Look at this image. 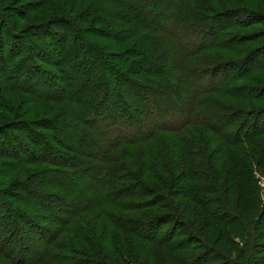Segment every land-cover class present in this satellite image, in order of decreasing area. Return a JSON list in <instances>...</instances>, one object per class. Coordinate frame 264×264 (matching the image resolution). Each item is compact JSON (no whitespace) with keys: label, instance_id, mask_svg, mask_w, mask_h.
<instances>
[{"label":"rangeland","instance_id":"1","mask_svg":"<svg viewBox=\"0 0 264 264\" xmlns=\"http://www.w3.org/2000/svg\"><path fill=\"white\" fill-rule=\"evenodd\" d=\"M48 1L16 0L9 4L10 6H6V0L0 1V22L3 21L5 31L9 33L12 31L15 34L12 37L14 48L19 39H21L20 42L24 40L29 45H31L30 41L38 39L39 45L45 47L49 53V55L47 52L43 53L47 61L37 56L28 60L26 56L20 57L19 60L23 65L21 64L18 68L23 67V69L19 70L21 74L19 82L30 79L32 71V75L39 76L38 80L35 79L38 84L40 80L50 79L53 84L52 88L49 83H47L48 87L44 88L54 90L52 94H49L50 96L35 95L21 90L9 92L8 87L11 83L10 80L5 79L8 74L4 72L5 65L0 61L2 88L0 90L2 92L0 93V235H5L8 231L11 234L8 242L0 244V264L20 263L16 261L17 258L14 259L20 253L18 245L35 247L45 260L38 264H84V259H92V255L89 258L84 255V225L88 231H96L95 234H91L95 236L99 245L102 243L109 247L114 263L121 261L117 252L118 245L133 249L138 253L139 258L142 256V260L151 255L147 264H158L156 255L162 254L167 256V261L172 262L173 256L168 250L154 249L146 239L132 231L114 227V222L109 219L110 216L120 213L117 216L122 217L126 222L133 221L129 219L140 217L150 220V216L146 215L144 210H123L121 212L119 208L114 207L112 210L109 207L111 210L103 215L98 210L90 212L87 218L91 223L88 224L84 222V213L73 217L64 227L57 223L61 221L66 208L75 204V200L89 196L82 176L72 173L65 177L66 174L61 172V162L65 163L74 156L64 149L65 146L61 145L58 140L77 146H79V141L84 140L80 146L88 149L91 141L87 139L92 137L84 126L82 111L76 103L77 93L70 92V89L78 87L70 79L63 77L61 66L70 55H83L84 41L88 40L101 45L103 51L108 52L110 57L113 56L112 59L116 66L108 61L104 67L98 68L99 73L108 74V76L110 73L118 74L120 71L117 69L122 70V65L127 63L124 54L130 51L129 45L125 44L126 41H120L118 37L129 36L132 31L136 30H141L143 33L150 32V39L155 41L151 50L164 49L162 52L167 53L168 63H170L174 55L177 57H181L179 54L184 55L182 48L186 51V47L199 45L203 41V35L197 28L192 29L188 34L181 31L179 32L181 36L176 37L153 31L145 21L143 14L137 10V6L141 7L146 2L145 0L135 1L127 6L117 0H67L69 10L64 12L67 16L47 11L45 5ZM60 1L64 0H50L49 4L62 3ZM147 1V11L158 16L161 22H171L176 10H174L175 6H180L179 3L184 6L183 3H185L190 6L191 19L210 22L220 29L217 37L210 39L207 36L205 41V45L209 44V47L203 53L204 65H210L208 69L211 68L207 71L209 72L207 79L221 87V90L209 99L210 102H214L215 108L206 109V112L212 115L219 112L222 106L228 119L234 115L238 120L230 127L233 133L229 134L227 131L228 134H225L231 138L230 144L223 138V134L219 133L223 136L221 137L206 127H197L190 132L200 135V141L210 157V161L205 166L209 164L210 170L215 172L216 183L214 181L209 183L224 197L232 210L245 219V225L251 228L250 232H246V229H236L240 222L239 217L238 222H234L237 226L234 224L224 226L220 222L212 221V224L203 228L202 224L209 219L196 204L192 203L191 195L193 194L195 198L204 196L206 203L217 213H234L231 210L227 212L219 206L218 197L215 194L205 192L203 187L208 182L202 179L204 173H200V178H198L196 172L198 173L199 169L193 168V172L189 170L192 178L189 182L184 179L180 181L181 184L188 183L186 191L190 196L184 194L183 198L177 199L181 203L183 213L193 212V219L195 220V217L198 219L194 221L196 224L192 225L195 233L199 232L204 241L211 243L209 246L216 249V254L221 256L225 254L229 260L226 264H264V0ZM157 1H159L158 5H156ZM252 15L260 16L261 19L252 23L254 20ZM99 16L105 20L103 25L102 23L96 25L93 20ZM68 19L72 22L67 21ZM230 22L234 26L229 29ZM182 30L185 29L182 28ZM210 30L211 28L207 27L205 32H210ZM56 44H59L60 52ZM4 48L3 52L6 51V47ZM36 50L37 48L31 50L33 55L39 51ZM1 53L2 51L0 55ZM55 55L60 56L61 63L56 60ZM121 55L124 57L120 58ZM62 57L66 59L62 60ZM178 60L180 62L182 59ZM17 71L14 73L17 74ZM40 71L41 75H39ZM110 76L114 84L110 79L105 81H109L110 87L117 86L114 75L110 74ZM218 80L220 81L216 83ZM25 85L29 86V83ZM35 86L33 85L32 88ZM119 86H124V84L121 83ZM179 115L180 113L175 117ZM153 116L159 120L168 117L161 110H155ZM47 120L48 124L43 125ZM223 126L225 133L226 125L223 124ZM36 131L38 134L41 133L43 138L38 139ZM185 131H187L184 133L186 135L189 130L185 129ZM184 134L161 131L156 132L155 135L157 142L165 145L166 143L171 144L174 139L183 137ZM39 140H45L49 145H56L55 153L49 151L53 154L50 161L54 163H49L48 158L39 156L42 153ZM19 143L25 145V151H22ZM155 143L148 146L152 148ZM32 151L35 152L32 153ZM236 162L237 164L245 163V170L250 169V171L244 172L243 176L235 174ZM53 172H57L54 174L56 177H53ZM165 173L163 172L164 175ZM169 175L172 177L171 173ZM166 176H168L167 173ZM155 180L157 179L154 177L153 181ZM59 182L66 183L68 188L62 187L58 184ZM19 185L25 186L27 190L19 189ZM60 197L63 199L59 200ZM215 197L217 199H213ZM7 207L20 209L21 214L16 213L14 220L10 212L2 211ZM154 213L152 217L156 219L159 211ZM24 214L26 215L25 220L21 217ZM187 221L193 224L192 221ZM184 222L186 223V219ZM135 224L136 222L132 226ZM138 227L144 229L143 225L136 224L135 228ZM160 228L161 232L157 234L167 236L168 239L169 236L176 237L179 233L169 235L166 226L162 225ZM75 229H79V232L83 234H76L78 240L70 236ZM134 231L136 232L135 229ZM148 231L154 235L155 228L148 229ZM49 232L55 233L54 240ZM178 238L180 239L181 235ZM130 243L133 247H129ZM194 253H197V250ZM21 257L23 258V255ZM61 257L64 262L59 261ZM14 260L16 262H13ZM30 264H35V262ZM202 264L225 263L221 258H212L208 263Z\"/></svg>","mask_w":264,"mask_h":264},{"label":"trees","instance_id":"2","mask_svg":"<svg viewBox=\"0 0 264 264\" xmlns=\"http://www.w3.org/2000/svg\"><path fill=\"white\" fill-rule=\"evenodd\" d=\"M0 1L4 2L5 0ZM14 1L16 0H6V6H10L9 4H12ZM117 1L127 6L138 0ZM145 1L141 7L137 6V10L143 14L145 21L151 26L150 29L158 33L163 32L169 36L176 37L181 36L179 34L181 31L188 34L192 29L197 28L200 34L203 35V41L199 45L195 44L193 47H186V51L182 48L184 55L179 54L181 57L174 55L175 60L173 59L172 62L168 63L167 53L162 52L164 49L161 51L151 50L155 41L150 39V32L143 33L141 30H136L134 32L132 31L129 36L118 37L120 41H126L125 44L129 45L130 51L124 54L125 57L123 55L119 56L120 58L124 57L127 62L126 65H122V70L118 68L117 70L120 71L118 74L110 73L114 75L116 80L117 86L114 87L109 86L110 83L108 80L105 81L106 79H110L112 84H114L110 74L108 76V74L99 73L98 70L100 66L104 67L108 61L116 66L112 59L113 56L111 55L110 57L108 52L103 51L101 45L85 40L83 55L77 56V54H69L70 56L61 66V71L65 79H70L78 87L70 89V92L77 93L76 103L82 111L81 115L84 119V126L88 129V134L92 137L87 139L91 141V146L88 149L80 146V143L84 140L79 141V146L70 145L58 140L61 145L63 144L65 146L64 149L70 151L74 156L73 159H69L65 163L61 162V172L66 174L64 175L65 177L72 173L82 176L84 178V187L88 190L87 194L89 196L75 200V204L72 207L66 208L60 219L61 221L57 223L64 227L73 217L84 213V222L88 224L91 223L87 218L90 212L98 210L103 215L111 210L109 207L112 210L114 207L119 208L121 212L123 210H144L145 214L150 216V220L141 217L129 219L138 225H143L144 229H141L142 227L136 229V224L132 226L134 224L133 221H124L122 217L117 216L120 213H113L114 215L110 216L109 219L114 222V227L124 231H132L139 237L146 239L154 249L159 251V249L165 248L172 254V262L167 261L166 255H156L158 264H202L208 263L212 258H221L226 264L229 261L227 256L225 257V254L222 256L216 254V249L209 246L211 243L204 241L199 232L195 233L192 225L194 226V221H198V219L196 217L195 220L193 219V212L188 214L183 213L184 210L177 199L183 198L184 194H188V191H186L188 183L181 184V182L183 179L186 182H189L190 179L192 180L189 170L193 172L194 169H199L198 173L196 172L198 178H200V173H204L202 179L208 182L203 187L205 192L207 194H215L218 197L219 206L227 212L231 210L237 215L236 217L230 213H217L206 203L207 200L203 198L204 196L195 198L190 190L193 194L191 195L192 203L196 204L200 211L209 219L202 224L204 226L203 228L206 225L212 224V221L220 222L224 226L236 225L234 222H238L239 217L240 222L238 226L236 225V229H246V232H250L251 228L249 226L247 228V224L245 225L244 222L245 219L233 211L229 203L224 200V197L215 191L214 187L209 183L210 181L216 183L215 172L210 170L209 164L205 166L210 161V157L206 153L205 146L200 141V135L190 132L197 127H206L221 137H223L221 135L223 134V138L230 144L231 138L226 136L228 134L227 131L229 134H232L233 132L230 130V127L238 120L234 115L228 119L222 106L219 112L214 113L215 116L214 114L211 115V113L206 112V109L215 108L214 102H210L209 99L213 97V94L218 93L221 87L211 83L207 79L209 75L207 71L211 68L208 69L210 65H204L205 56L203 53L209 47V44L205 45V41L207 36L210 39H213L215 36L217 37L220 29L210 22L199 21L195 18L191 19L189 14L190 6L185 3H183L184 6L180 3V6L176 5L175 8L173 6L174 10H176L171 22H161L157 18L158 16L156 17L153 13L147 11L148 1ZM49 2L50 0L45 5V9L49 12L64 14V12H68L69 10L67 8L69 3L67 0L60 1L62 3L58 4H49ZM158 3L159 1L156 2V5ZM260 19V16H256L252 23L258 22ZM93 20L96 25H99V23L103 25L105 23V20L101 16ZM67 21L72 22L71 19ZM229 24V29L234 26L232 22ZM207 27L211 28L210 32H205ZM182 28L185 30H182ZM4 29V23L1 21L0 51L2 53L0 55V61L5 65L4 72L8 74L5 79L10 80L11 83L8 91L21 90L35 95L44 94L50 96L49 94H52L51 92L54 91L51 89L53 84H51L50 79L48 81L40 80L38 84V81H35V79L37 78L38 80L39 76L32 75L31 71L30 79L19 82L21 80L19 70H22L23 67L18 68L21 64L23 65L19 60L22 56H26L27 60L37 56L47 61L44 55L46 52L48 53V50L39 45L38 39L30 41L32 46L24 40L20 42L21 39H19L16 48H14L12 37L15 34L12 31L9 33V31H5ZM44 40L47 39L44 38ZM37 44L38 46H36ZM4 47H6L5 52H3ZM35 48H37L36 51H39L36 52V55H33L31 50ZM56 48L59 50V44H56ZM55 56L56 60L61 63V60H59L60 56ZM62 58V60L66 59V57ZM180 58L182 60L179 62L178 59ZM16 70H18L17 74L14 73ZM39 75H41V71ZM24 83H29V86H26ZM47 83L51 86L50 90L44 88L48 87ZM121 83L124 86H119ZM33 85H36L35 88H32ZM115 91L116 93H114ZM1 106L5 107L3 105ZM155 110H161L162 113L164 111L168 117L159 120V118L153 116ZM178 113L180 115L175 117ZM48 122L47 120L43 125L48 124ZM223 124L226 125L227 129L225 133ZM185 129L189 130L186 135L184 134L187 132ZM161 131H171L184 134V136L177 137L171 144L166 143L162 145V143L159 144L157 142L155 135L156 132ZM36 137L38 139L39 137L43 138V135L41 133L38 134V131H36ZM39 141L40 145H42L40 148L42 153L39 156L48 158L49 163H54V161H50V157L53 154L49 151L55 153L56 145H49L45 140ZM154 143V147L150 148L148 146ZM18 145L21 146L22 151H25V145L23 143H19ZM34 152L32 151V153ZM236 166L235 174L237 175L243 176L244 172L250 171V169L245 170V163L237 164L236 162ZM165 170L168 176H166ZM55 173L57 172H53V177H56L54 175ZM170 173L172 177H170ZM154 177L157 180L153 181ZM58 184L68 188L66 183L59 182ZM19 186V189L23 188L27 190L25 186ZM6 195L8 196V194ZM217 197L213 199H217ZM58 199L62 200L63 197ZM2 211L10 212L15 220L16 213H19L21 210L7 207L2 209ZM158 211V217L154 219L152 215ZM21 217H23V220L26 219L25 214ZM185 219L188 224L184 222ZM187 220L192 221L193 224ZM162 225L167 227L169 235L170 233H179L176 237L169 236V239L167 236H160L157 233L161 232L160 227ZM146 227L147 229H145ZM93 228L95 229V227ZM153 228H155L154 235L148 231V229ZM86 229L84 225V255L88 258L92 255V259H84V264H138L139 262L141 264H147L150 261L151 255L142 260V256L139 258L138 253L133 249L130 250L129 248H123L121 245H118L117 252L121 261L120 263H114L111 259L112 254H110L109 247L102 245V243L99 245L93 235L96 231L93 230V232H90ZM79 231V229H75L70 236H74L78 240L76 234L83 235ZM179 235H181V238L177 239ZM10 236L9 231L5 235H0V244L8 242L7 240L10 239ZM50 236L54 240L55 233H50ZM129 247H133L132 243H130ZM34 248L18 245L20 253L14 259L17 258L16 261L20 262L19 264H30L32 262L38 264L45 261L44 256L39 254L37 249ZM196 250L197 253H194ZM22 255L23 258L21 257ZM16 261L14 260L13 262ZM59 261L64 262L62 257Z\"/></svg>","mask_w":264,"mask_h":264}]
</instances>
